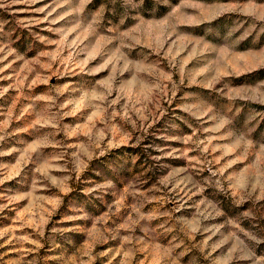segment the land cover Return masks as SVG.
Returning a JSON list of instances; mask_svg holds the SVG:
<instances>
[{
	"label": "rangeland",
	"instance_id": "rangeland-1",
	"mask_svg": "<svg viewBox=\"0 0 264 264\" xmlns=\"http://www.w3.org/2000/svg\"><path fill=\"white\" fill-rule=\"evenodd\" d=\"M0 264H264V0H0Z\"/></svg>",
	"mask_w": 264,
	"mask_h": 264
}]
</instances>
